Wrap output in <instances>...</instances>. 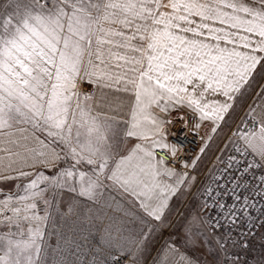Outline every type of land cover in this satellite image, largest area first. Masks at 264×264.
I'll use <instances>...</instances> for the list:
<instances>
[{
    "label": "snow or ice",
    "instance_id": "1",
    "mask_svg": "<svg viewBox=\"0 0 264 264\" xmlns=\"http://www.w3.org/2000/svg\"><path fill=\"white\" fill-rule=\"evenodd\" d=\"M259 69H264V0H0V163L7 160L5 167L15 172L0 174V181L19 179L23 191L0 200V264H50V256L51 264H69L46 240L48 207L64 193L97 201L110 188L138 199L139 210L119 223L110 221L106 243L143 254L153 233L165 226L170 201L191 195L185 186L190 189L196 178L186 179L188 169L250 96L236 139L229 137L220 151L229 145L241 154L251 149L264 162ZM84 79L97 85L99 96L81 93ZM181 107L197 118L194 133L203 122H213L190 163L183 144L167 142L174 123L167 116ZM179 119L187 126L186 116ZM128 138L138 142L124 147ZM216 159L229 168L236 162L231 155ZM50 160L53 167L61 161L66 166L55 176L35 169V163L47 167ZM257 166L249 162L239 179L230 177L231 190L204 184L198 189L202 211L223 210L220 219L233 226L238 213L248 216L256 205L239 190L247 183L243 175ZM225 170L218 167L221 175ZM256 183L264 199V176ZM195 219L211 225L210 218ZM227 239L216 243L224 254L221 264H240L230 256ZM91 264L105 262L97 257ZM153 264L195 262L166 244Z\"/></svg>",
    "mask_w": 264,
    "mask_h": 264
},
{
    "label": "crops",
    "instance_id": "2",
    "mask_svg": "<svg viewBox=\"0 0 264 264\" xmlns=\"http://www.w3.org/2000/svg\"><path fill=\"white\" fill-rule=\"evenodd\" d=\"M262 74H264V69H259L257 72V79L259 82L264 83V80H260ZM80 81L89 84L90 89L86 94H91L93 96L100 95L97 85L94 82L88 79ZM216 99L222 101L224 97L217 96ZM182 115L186 116L188 119L187 126H185L184 120L179 119ZM167 119L178 122L180 126L192 132V125L198 122L197 118L185 107H181L177 111H172L171 114L167 116ZM231 122L232 114L222 122L217 133L214 135L213 142L207 147L206 152L201 155L197 166L194 169L191 168V173H196L198 176L201 174L203 175L204 172L208 173V171H210V161L217 156H223L225 151L221 153L220 150L228 143V134L232 125ZM212 127V121H205L202 123V127L197 133L201 140L210 134ZM137 142L136 138H128L124 147L130 148ZM0 147H2V145H0ZM248 151L264 171V162H262L260 157L256 153H253L251 149ZM2 155L3 153H0V156ZM52 163L53 162L50 160L47 167L35 163L34 167L44 174L45 172L66 166L63 161L56 164L55 167L52 166ZM5 164H7V160L0 163V174L14 176L15 172L12 169L6 168ZM29 164H33V161L30 160ZM199 165H203L202 168H200ZM14 167L19 168L20 165H15ZM186 179H188V177H186ZM24 183H27V181L25 180ZM20 185L21 180L19 179L0 181V192L9 194L20 187ZM185 187L186 190L189 191L187 186ZM102 195L104 196L97 201L85 200L77 203L79 209L77 219L80 257L84 259H86L88 255L93 256L94 259L99 257L104 260L105 264H132V261L137 258L138 264H153L154 259L157 257V253L160 252L166 244H172L178 250L179 254L190 257L195 264H221L224 254L222 252H217L216 243L219 237L228 236L225 233L212 230L209 224H201L195 219L199 215L207 221L201 209L203 203L202 196L200 199L199 197L194 198L192 195H181L170 201L171 209L164 221L165 226L163 228L158 227L153 233L143 254H133L131 252H126L124 249L116 247L109 248L106 243V236L110 221L115 220L119 223L129 212L135 214V211L139 210V200L133 196L122 194L115 188H110L109 191L102 193ZM120 195H124V197L122 198ZM83 209L85 211H82ZM189 228L191 229V236L193 241H195L194 243L188 239ZM233 242L235 241L228 237L226 247L230 256L236 258L240 264H264V227L252 237L247 243V247H241L238 243H236V247H233ZM69 251H71V248H69ZM123 257H127V261L119 263L118 259Z\"/></svg>",
    "mask_w": 264,
    "mask_h": 264
},
{
    "label": "built area",
    "instance_id": "3",
    "mask_svg": "<svg viewBox=\"0 0 264 264\" xmlns=\"http://www.w3.org/2000/svg\"><path fill=\"white\" fill-rule=\"evenodd\" d=\"M85 88L86 85L84 84V90ZM241 120L232 125V128L230 129L228 134V138L232 137L233 139H236V137L233 136V133L237 131L238 127L241 124ZM248 126H251L250 121L248 123ZM168 132L169 133L167 139L169 144H183L185 148V156L190 163L191 159L197 155L199 148L202 146L200 136L197 133L183 128L176 121H174V123L168 127ZM230 155L236 157V162L232 163L230 168L227 167L226 164H219L216 159L217 157L210 161L211 172L209 174L210 178L207 183H211L214 188L216 187V184L219 183L225 185L226 189L231 190L232 181L230 177L239 179L242 175V169L246 167L249 162H254L256 165H258L249 151L248 154L237 153L230 145V147L224 152L222 158L226 160V158ZM176 167L178 170H183L181 164H177ZM218 167L226 169L223 175H221L220 171H218ZM188 172H191L190 168L188 169ZM213 176H220L219 181L217 182L213 180ZM261 176H264V171L260 166L250 169V171L246 175H243V179L241 180V182L243 183L246 181L247 183L244 188H241L239 190V192L241 195H248L250 200L255 203L256 207L250 208L248 210V216H244L242 213H238L237 223L235 226H233L232 224H228L224 220L220 219L223 210L216 209L214 207L211 209L203 210V213L205 214L207 220L209 218L211 219V225L209 226L212 230L225 233L230 239L242 245L244 243L247 244L252 239V237L262 228L261 224H264V215H262V209H264V199H262L260 195L257 194L259 191H261L262 186L256 183V181ZM216 190L220 191V189L218 188ZM217 199H220V197H217ZM223 200L225 203H231L230 197H223ZM209 203H211V201H209ZM239 203H243V200H241ZM217 223L223 225V227H215ZM127 259V257H123L121 259H118V262H125L127 261Z\"/></svg>",
    "mask_w": 264,
    "mask_h": 264
},
{
    "label": "rangeland",
    "instance_id": "4",
    "mask_svg": "<svg viewBox=\"0 0 264 264\" xmlns=\"http://www.w3.org/2000/svg\"><path fill=\"white\" fill-rule=\"evenodd\" d=\"M84 84L86 85L85 90H84ZM79 89L81 93L86 94L89 92L90 87L87 82L80 81ZM254 94L255 92H253V95ZM250 102H251V96L248 98V101L245 102L244 108L237 107L232 112V122H231L232 125L244 118L245 109L247 108V104ZM202 166L203 165H199L200 168H202ZM59 170L60 168H56L52 171L45 172L44 175L55 176ZM210 172L211 171H208V173L204 172L203 175L201 174L199 176L196 173H191V172L189 173L188 179H190L191 177L196 178L194 181L191 182L192 186L190 187V189L188 188L189 191L191 192L192 197L194 198L199 197L201 199V194L198 191V189H200L204 184H207L210 178L209 177ZM16 193H19L21 195L23 194L21 186L9 194H16ZM6 195L8 194L0 195V200H3ZM120 196L122 198L124 197V195H120ZM85 200L88 199L84 197H76L71 193H64L58 204L54 205L53 207H48L49 220L44 222L43 224V227L47 229L49 233H51L50 235L46 236V240L50 248L57 249V251L62 256H66L69 264H85V260H86V264H91V262L94 260L93 256L88 255L86 259L79 256L80 241L78 239L79 234H78V219H77L79 209L77 203L79 201H85ZM44 208L45 205L43 204V202L42 201L38 202L37 212L39 215L42 216L44 214ZM82 211L85 210L83 209ZM0 228H2V226H0ZM69 248H71V251H69ZM50 264H51V256H50Z\"/></svg>",
    "mask_w": 264,
    "mask_h": 264
},
{
    "label": "trees",
    "instance_id": "5",
    "mask_svg": "<svg viewBox=\"0 0 264 264\" xmlns=\"http://www.w3.org/2000/svg\"><path fill=\"white\" fill-rule=\"evenodd\" d=\"M3 194H6V193H4V192H0V195H3Z\"/></svg>",
    "mask_w": 264,
    "mask_h": 264
}]
</instances>
